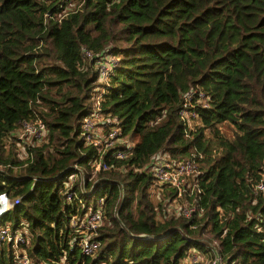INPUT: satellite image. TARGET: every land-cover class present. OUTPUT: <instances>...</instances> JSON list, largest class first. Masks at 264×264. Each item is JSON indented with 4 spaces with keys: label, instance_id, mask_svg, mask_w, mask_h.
I'll list each match as a JSON object with an SVG mask.
<instances>
[{
    "label": "trees",
    "instance_id": "1",
    "mask_svg": "<svg viewBox=\"0 0 264 264\" xmlns=\"http://www.w3.org/2000/svg\"><path fill=\"white\" fill-rule=\"evenodd\" d=\"M190 91L204 104L183 126ZM95 95L132 147L80 192L94 151L78 129ZM31 121L44 135L20 152L11 134ZM157 153L201 156L200 213L165 214L175 193L156 192L144 170ZM0 167V194L19 198L0 228L24 230L31 264H182L212 240L225 264H264V192H253L264 169V0H0ZM97 206L98 247L82 255L70 224ZM12 254L2 244L0 264Z\"/></svg>",
    "mask_w": 264,
    "mask_h": 264
},
{
    "label": "built area",
    "instance_id": "2",
    "mask_svg": "<svg viewBox=\"0 0 264 264\" xmlns=\"http://www.w3.org/2000/svg\"><path fill=\"white\" fill-rule=\"evenodd\" d=\"M83 56L91 58L89 52L83 51ZM100 66L98 80L101 82L107 75L110 66L114 65V61L109 60ZM202 95L196 91H190L184 95L182 108L178 112V117L183 126L192 124L195 119L194 109L198 105H202ZM100 96L95 95L92 100V108L85 115L78 129V138L86 147H90L94 151L92 161L89 166L92 169V174L84 181L82 175L78 183V190L85 191V183L92 184L93 177L97 172H105L110 168L108 160H123L130 155L132 145L130 143L123 144L119 142L120 129L118 121L108 114L102 113L100 110ZM203 106V105H202ZM44 135V127L40 121L21 122L17 131L13 132L12 143L15 148L23 152L25 146H33L37 144ZM201 159L200 155L193 154L189 158L175 161L169 157L167 153L153 154L144 170L152 176L156 187V192L161 188L172 190L175 193V199L166 206L165 214L181 216L185 219L191 217L192 214L200 213L201 210L197 206L195 196L200 194L197 188V161ZM75 168V166H74ZM1 170V167H0ZM35 180H33L34 182ZM67 183H70L66 188L67 201L76 197V191L71 189L73 178L68 177ZM93 185L90 187L92 188ZM33 183L29 187L31 191ZM253 192H264V169L260 173V178L253 186ZM180 200V201H178ZM185 200V201H184ZM19 203V198L8 199L5 194H0V217L12 209ZM102 215L98 206L91 210L87 209L81 219L74 220L70 226L78 235L74 241L75 247L82 255H91L98 247V242L94 240L95 231L101 225ZM194 228V227H192ZM24 230L19 229L11 231L8 226L0 228V246L4 243L10 244L13 250L11 264H31L27 256L19 249L24 240ZM182 264H225L224 258L219 251L217 240H212L206 247L204 253L191 249L186 253L182 260Z\"/></svg>",
    "mask_w": 264,
    "mask_h": 264
},
{
    "label": "rangeland",
    "instance_id": "3",
    "mask_svg": "<svg viewBox=\"0 0 264 264\" xmlns=\"http://www.w3.org/2000/svg\"><path fill=\"white\" fill-rule=\"evenodd\" d=\"M220 130H224V128H221ZM227 134L229 135V130H228ZM119 142H122L123 144L127 143L124 139H120Z\"/></svg>",
    "mask_w": 264,
    "mask_h": 264
},
{
    "label": "water",
    "instance_id": "4",
    "mask_svg": "<svg viewBox=\"0 0 264 264\" xmlns=\"http://www.w3.org/2000/svg\"><path fill=\"white\" fill-rule=\"evenodd\" d=\"M0 213H1V209H0Z\"/></svg>",
    "mask_w": 264,
    "mask_h": 264
}]
</instances>
